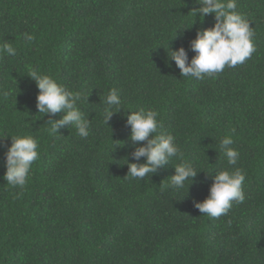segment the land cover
Returning <instances> with one entry per match:
<instances>
[{
  "label": "trees",
  "instance_id": "obj_1",
  "mask_svg": "<svg viewBox=\"0 0 264 264\" xmlns=\"http://www.w3.org/2000/svg\"><path fill=\"white\" fill-rule=\"evenodd\" d=\"M198 7L195 0H0V43L17 49L0 54V133L39 142L21 190L3 179L11 138L0 140V264H264V0H238L254 31L251 58L204 80L182 78L166 50H187L197 30L214 25V14L193 15ZM24 33L34 40L26 43ZM31 70L88 97L79 104L91 121L88 137L68 127L49 131V120L63 114L38 113ZM113 87L122 110L107 124L101 97ZM141 107L159 112L198 171L189 192L191 181L167 186L175 157L143 179L126 177L125 157L137 161L125 113ZM225 135L240 153L234 166L220 152ZM225 167L245 171V201L219 218L202 215L193 200L208 196Z\"/></svg>",
  "mask_w": 264,
  "mask_h": 264
},
{
  "label": "clouds",
  "instance_id": "obj_2",
  "mask_svg": "<svg viewBox=\"0 0 264 264\" xmlns=\"http://www.w3.org/2000/svg\"><path fill=\"white\" fill-rule=\"evenodd\" d=\"M195 2L200 7L191 11L193 15L195 17L199 15L204 19L214 14V25L197 30L187 50L183 46L178 50L171 47L166 49L168 61H175L176 67L180 69V76L204 80L222 72L226 66L235 67L251 58L256 50L254 31L247 17L238 11V0ZM23 38L26 43H31L35 37L24 33ZM189 51L195 53L191 60ZM16 53L17 49L11 43L7 41L0 43V54L15 56ZM28 76L35 81L38 88V113H44L49 117H55L58 113L63 114L60 119L49 120V131L54 134L60 128L68 127L74 128L80 137H88L91 121L79 107V104L88 97H84L80 91L69 90L49 74L31 70ZM101 104L106 105L104 122L108 124L112 116L122 110L119 90L114 87L109 89L101 97ZM125 115L127 125L131 128L130 140L134 148L131 157L137 161L131 162L125 157V164L128 167L126 177L143 179L148 174H155L159 169L169 165L175 157L180 163L173 166L174 174L170 176L167 186L179 190L185 187L187 181H191L188 185L189 192L198 171L191 162L183 159L175 136L165 130L162 121L158 119L159 112L141 107ZM8 137L11 138V144L5 146L6 172L3 179L8 186L23 190L28 183L33 163L39 159V142L29 134L0 133V140ZM233 144L232 135H225L219 141L220 152L228 166L236 165L240 158V153L232 147ZM142 157L145 158V162L139 163ZM212 179L208 196L202 202L193 200L194 207L202 215L219 218L221 215H227L234 203L241 204L245 201L246 173L242 168H222L215 172Z\"/></svg>",
  "mask_w": 264,
  "mask_h": 264
}]
</instances>
